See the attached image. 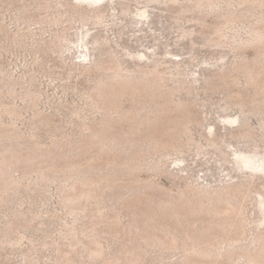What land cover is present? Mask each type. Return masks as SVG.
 I'll return each instance as SVG.
<instances>
[{
  "label": "rangeland",
  "instance_id": "rangeland-1",
  "mask_svg": "<svg viewBox=\"0 0 264 264\" xmlns=\"http://www.w3.org/2000/svg\"><path fill=\"white\" fill-rule=\"evenodd\" d=\"M253 156L264 0H0V264H264Z\"/></svg>",
  "mask_w": 264,
  "mask_h": 264
},
{
  "label": "bare ground",
  "instance_id": "bare-ground-1",
  "mask_svg": "<svg viewBox=\"0 0 264 264\" xmlns=\"http://www.w3.org/2000/svg\"><path fill=\"white\" fill-rule=\"evenodd\" d=\"M257 158L254 157V156L253 157H248V158H242L241 161H243L245 164H248V166L253 168V169H258L260 167L264 168V158H262V160L261 159H257ZM260 161H262V162H260Z\"/></svg>",
  "mask_w": 264,
  "mask_h": 264
}]
</instances>
